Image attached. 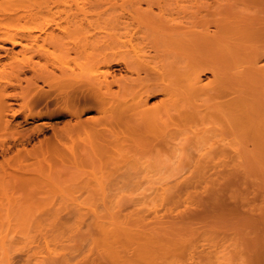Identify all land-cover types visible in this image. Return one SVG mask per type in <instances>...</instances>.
<instances>
[{"label": "bare ground", "instance_id": "1", "mask_svg": "<svg viewBox=\"0 0 264 264\" xmlns=\"http://www.w3.org/2000/svg\"><path fill=\"white\" fill-rule=\"evenodd\" d=\"M30 7L48 19L27 30ZM89 14L98 21L89 23ZM1 51L0 189L10 182L23 189L28 177L6 167L50 146L79 180L103 179L108 166L113 171L106 177L115 176L135 156L174 154L184 143L200 158L195 165L229 167L246 161L247 151L263 162L264 0L147 1L144 8L132 0L108 5L0 0ZM42 103L53 109L34 112ZM92 111L97 115L84 118ZM43 118L64 122L22 126ZM46 124L52 139L17 148L43 133ZM76 134L85 136L79 153L66 146ZM222 176L205 171L197 178ZM190 196L181 205H193ZM154 223L103 229L105 257L113 264H174L182 251V264H202L208 253L202 245L176 246ZM261 246L253 264H264Z\"/></svg>", "mask_w": 264, "mask_h": 264}, {"label": "rangeland", "instance_id": "2", "mask_svg": "<svg viewBox=\"0 0 264 264\" xmlns=\"http://www.w3.org/2000/svg\"><path fill=\"white\" fill-rule=\"evenodd\" d=\"M122 1L127 0H72L79 5ZM132 1H139L144 8L147 1L167 0ZM29 10L24 23L27 30L48 19L38 8ZM96 18L89 14L86 20L95 23ZM26 75L30 77V73ZM38 85L47 88L41 82ZM52 109L42 103L33 111L45 113ZM96 115L92 111L84 118ZM43 122L55 127L64 119H29L22 126L30 128ZM47 124L43 133L23 140L17 148L32 149L40 140L52 139V130ZM5 138L12 145L11 136ZM84 138L83 134H76L71 141L66 140V146L79 153L84 147ZM184 144V149L174 154L165 150L127 160L115 172V176H120L117 178L106 177L112 173L110 169L113 171L108 166L104 170L108 173L100 180H82L83 177L79 180L74 168L60 165L52 146L30 158L11 160L7 170L21 171L28 180L23 189L14 187L12 182L0 189V264H113L105 257L108 250L102 230L137 229L154 221L161 223L154 224L172 244L202 245L208 252L202 264H253L264 243L260 245L264 240V149L263 162L254 159L256 153L247 151L242 155L246 161L212 168L203 162L195 165L200 158ZM63 151L69 154L67 149ZM205 171L207 175L217 172L223 176L204 182L197 177ZM189 194L193 205L188 206L189 203L185 207L181 202ZM220 202L226 206L214 207ZM194 212L202 213L195 218L187 217ZM155 216H158L156 220ZM183 255L181 251L174 258V264H182Z\"/></svg>", "mask_w": 264, "mask_h": 264}]
</instances>
